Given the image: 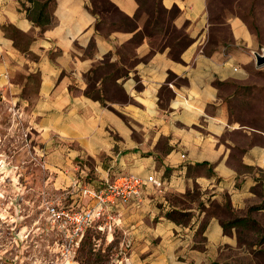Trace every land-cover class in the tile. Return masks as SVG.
Wrapping results in <instances>:
<instances>
[{"label": "crops", "instance_id": "1", "mask_svg": "<svg viewBox=\"0 0 264 264\" xmlns=\"http://www.w3.org/2000/svg\"><path fill=\"white\" fill-rule=\"evenodd\" d=\"M45 1L0 0V25L31 39L22 50L0 32V74L19 93L37 78L34 98L23 102L47 166L89 159L102 177L162 183L116 209L113 227L135 264H210L225 249L241 250L239 231L262 212L264 131L233 121L220 94L243 78L247 51L258 47L245 24L227 18L230 41L221 42L207 0H157L186 39L171 55L181 41L155 49L137 19L147 0H105L135 22L131 30L100 27L97 0H53L50 23L37 25L30 14ZM236 220L247 227H223Z\"/></svg>", "mask_w": 264, "mask_h": 264}, {"label": "rangeland", "instance_id": "2", "mask_svg": "<svg viewBox=\"0 0 264 264\" xmlns=\"http://www.w3.org/2000/svg\"><path fill=\"white\" fill-rule=\"evenodd\" d=\"M52 1L38 3L40 8L33 15L45 4L42 10L49 18ZM97 2L98 11L102 12L99 26L103 29L135 27L134 21L120 15L105 0ZM207 7L218 41H230V31L223 24L227 18L236 17L258 42L256 50L247 51L250 59L242 68L243 78L223 86L220 95L233 121L264 131V65L257 67L255 61V55L264 52V1L207 0ZM171 17L157 1L147 0L140 5L137 19H142L145 33L155 39V49L161 50L163 44L176 39L181 41L180 45L172 46L176 53L184 42L182 33L172 29ZM0 32L12 37L22 50L31 40L10 26L0 25ZM2 57L0 47V62ZM3 75L0 74V264H135L123 243V233L113 227L117 208L86 228L79 238H74L70 222L51 215V208L84 211L91 204L84 189L100 188L113 175L102 177L95 171L94 160L89 159H75L55 170L47 166L44 150L37 143L30 102L28 106L23 102L34 98L37 78L30 77L28 82L32 86L19 93L11 90L14 87ZM19 78L22 77H16ZM17 80L13 82L18 83ZM105 99H110V93ZM260 207L261 213L249 215L255 222L250 227L255 228L238 233V245L242 249H225L212 256L210 264H264V174Z\"/></svg>", "mask_w": 264, "mask_h": 264}, {"label": "built area", "instance_id": "3", "mask_svg": "<svg viewBox=\"0 0 264 264\" xmlns=\"http://www.w3.org/2000/svg\"><path fill=\"white\" fill-rule=\"evenodd\" d=\"M104 181L100 188L84 189V195L91 201V204L84 211L67 212L55 208L50 209V213L55 219L72 224L70 225L72 226L74 238H79L86 228L109 216L111 211L117 208L119 204L138 200L141 188L144 185L151 184L157 189L162 186V183L153 175L142 178L134 174H113L111 178Z\"/></svg>", "mask_w": 264, "mask_h": 264}, {"label": "trees", "instance_id": "4", "mask_svg": "<svg viewBox=\"0 0 264 264\" xmlns=\"http://www.w3.org/2000/svg\"><path fill=\"white\" fill-rule=\"evenodd\" d=\"M157 1V0H155ZM46 5L44 4L41 9L39 10V12L36 14V15H33V14H30V19L36 23L37 25H47L48 23H50V20L48 18V16H45L44 13H43V8L45 7ZM127 19V18H126ZM130 20V19H129ZM43 23V24H42ZM181 40H183V42H185V37L183 36L181 38ZM170 54L173 55V48L171 49L170 51ZM250 225L249 226H252L255 224V222H253L251 220V222H249ZM247 222L245 220H236V221H233V222H230V223H227V224H224V228H226L227 226H231V225H244L245 227H247ZM255 226H253L251 229H254ZM261 230V228H258Z\"/></svg>", "mask_w": 264, "mask_h": 264}, {"label": "water", "instance_id": "5", "mask_svg": "<svg viewBox=\"0 0 264 264\" xmlns=\"http://www.w3.org/2000/svg\"><path fill=\"white\" fill-rule=\"evenodd\" d=\"M255 61H256V66L261 67L264 65V52L260 54L255 55Z\"/></svg>", "mask_w": 264, "mask_h": 264}]
</instances>
